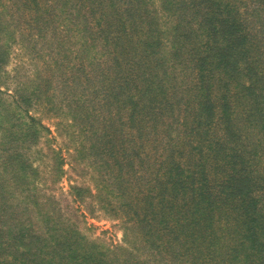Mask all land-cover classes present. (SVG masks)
I'll return each instance as SVG.
<instances>
[{"label": "trees", "instance_id": "obj_1", "mask_svg": "<svg viewBox=\"0 0 264 264\" xmlns=\"http://www.w3.org/2000/svg\"><path fill=\"white\" fill-rule=\"evenodd\" d=\"M72 1L54 0L62 11L47 14L30 4L39 12L22 29L33 40L50 33L56 47L45 48V63L62 76L16 85L12 101L26 114L4 112L0 88L1 119H16L0 121V264H264V0L237 10L236 0H166L168 32L151 0H88L103 11L84 3L74 11ZM11 22L0 28L4 85ZM57 91L73 122L87 121L81 135L106 180L114 172L116 189L99 196L114 192L134 220L131 246L103 249L82 237L37 186L40 170L23 149L50 128L29 108L43 96L53 104ZM52 150L57 181L65 169L61 149ZM9 174L27 194H11ZM73 189L83 201L97 195Z\"/></svg>", "mask_w": 264, "mask_h": 264}, {"label": "rangeland", "instance_id": "obj_2", "mask_svg": "<svg viewBox=\"0 0 264 264\" xmlns=\"http://www.w3.org/2000/svg\"><path fill=\"white\" fill-rule=\"evenodd\" d=\"M236 1L239 4L235 8L237 10L240 7L243 9V7H245V2L250 0ZM151 2L154 3L151 5L153 11H159V14L163 16L160 26L165 32H168V26L166 25H172L175 17L172 15L173 12L166 10L167 7L165 5L168 3L166 0H151ZM37 3L31 0H0V28L6 27L7 20L12 19L10 28L14 29L16 27L15 36L17 37L15 40H8L10 48L9 61L6 66L9 71L7 80L8 87L7 85L0 84V88L6 92L4 94L6 100L4 112L9 111L13 114H26L25 110L19 109L15 105L12 101L13 96H11L15 91L14 88L20 81L27 80L29 81V85L35 84V78H37L39 74H50L55 76L63 72V70L59 68H56V71L52 69L50 71V68L45 63V48H48L49 45L53 48L56 47V41L51 39L50 33H48L46 38H40V40H33L34 34L27 33L24 36L22 35V29L26 25H34L33 22L31 23L29 21H32L33 17L36 16L39 11L44 14H47L48 11H62L56 7L55 9L52 8L53 5L51 6V4L54 3V0H37ZM72 3H78L74 11H79L82 3L86 5L83 11H89V7H91L90 11H103L101 4L96 1L73 0ZM30 4H36L39 11H36L35 6L30 7ZM54 4L59 8L61 6L58 2ZM179 11L183 10L181 9ZM164 21L166 23H164ZM46 28L51 29L52 24L47 23ZM170 37V35L167 37L169 39L166 40V42H168L167 45H171L170 43L172 40H170ZM35 44H37L36 50ZM67 73L70 72H65V74ZM58 91L55 97H52L53 100L51 101L53 104L44 102L45 96H43V99L38 100L29 108L32 115L39 118L50 128V131L44 130L40 142L32 145L28 149H23L31 161H33V167H38L40 170L42 179L37 186L39 190L46 195H55L65 216H67V224L71 227H78V230L82 233V237L101 245L103 249L108 247L113 249L118 245L131 246V242L126 240L125 237L128 231L130 237H132L130 239L131 241L137 239L135 235L138 233V229L135 227L133 236V231L130 226L134 223V220L130 221L128 213L116 208V196L112 194L114 192L105 194L103 198L99 196V194L102 195L107 193L110 187L116 189L114 183L117 179L114 176V172L107 166L109 171L112 172L113 177L106 180L107 178L103 176L106 170L103 167L100 168L98 163L96 164L98 154L90 150V142L85 136L87 134L81 135V128L84 122L85 125H87V121H80L78 123L73 122L72 110L66 104V102L69 104V100L67 98L63 99V95L61 92L58 94ZM63 100H65V102L62 103ZM61 104H63L62 107H60ZM112 111L113 113L117 111L116 105L114 107H108L103 113L108 115ZM15 120V118L9 120L6 118L1 119L0 117V121L4 123L5 127H10L12 123H15ZM125 127L128 128V126ZM111 129L113 130L114 126ZM154 133L155 132L152 133V137L155 135ZM143 141L146 144L145 150L151 152V140L147 142L145 138ZM52 148L57 151L61 149L60 152L63 157L65 169L64 174L61 175L57 181H53L52 178L54 175L53 165L55 163V156ZM152 152L154 156H156L154 153L155 150ZM16 177H18L16 174L15 177L14 174H9L8 179H10V181L8 186L9 189H11V194L22 197L27 194V191L23 188L24 186H19V184L15 183ZM75 184L90 186L97 195H87L86 199L83 201L74 192L73 185ZM137 189L138 188L135 190ZM132 244L134 243L132 242Z\"/></svg>", "mask_w": 264, "mask_h": 264}]
</instances>
